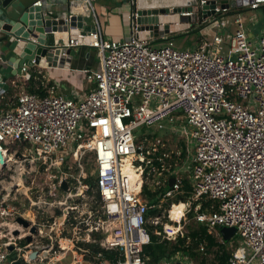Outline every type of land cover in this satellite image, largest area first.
<instances>
[{
    "label": "built area",
    "instance_id": "2783aa9c",
    "mask_svg": "<svg viewBox=\"0 0 264 264\" xmlns=\"http://www.w3.org/2000/svg\"><path fill=\"white\" fill-rule=\"evenodd\" d=\"M82 1L89 5L86 15L77 9ZM126 2L130 12L122 41L102 35L91 0H68L66 31L53 33L60 51L86 47L95 53V68L84 71L92 85L84 98L57 94L56 85L46 82L43 97L25 91L32 75L66 67L68 55L60 52L55 66L45 57L41 64H24L14 105L0 109V264H147V225L158 217L147 216L142 188L150 160L134 134L139 128L160 133L180 120L187 156L175 165L165 197L176 195L186 179L191 196L185 206L211 201L208 211L197 210L195 222L217 238L221 228L235 229L238 246L229 264H264V31L259 47L252 48L240 15L264 0H225L223 8L217 2L206 19L205 1L197 0L194 7L160 15L156 37L152 28L137 24V0ZM86 16L93 17L91 30L82 21L71 25L73 17ZM171 16L178 22L161 20ZM197 20L205 40L192 50L176 48L170 35ZM5 90L0 86V105ZM87 154L94 159V187L83 171L66 167L71 158L79 162ZM39 172L45 174L44 186L32 196L27 185ZM91 193L95 206L84 210L82 199ZM94 245L119 258L104 260L103 252L90 249ZM157 264L194 263L177 255Z\"/></svg>",
    "mask_w": 264,
    "mask_h": 264
},
{
    "label": "water",
    "instance_id": "95a60500",
    "mask_svg": "<svg viewBox=\"0 0 264 264\" xmlns=\"http://www.w3.org/2000/svg\"><path fill=\"white\" fill-rule=\"evenodd\" d=\"M154 0H138L136 6L137 24L139 26H148L154 30V36L158 35V22L159 16L171 11L180 10V8H190L197 4V0H180V3L174 2H156L153 6H143V3L151 2ZM205 1L201 6L203 13L202 18L206 19L211 14L216 3H220V7H226L225 0H202ZM93 4V0H91ZM234 7V2L230 3ZM54 3L50 2L49 5L24 7L22 0H0V86L7 89L5 83L6 79L10 76H18L21 73V68L24 64L31 65V61L35 60L37 64L44 61V57L48 62V66L56 65V61L60 52L68 56H73V49H62L55 45L53 33L56 31H66V24L63 21L70 10V4L66 0V8L64 11L58 12L53 8ZM174 9V10H169ZM209 9V10H208ZM258 9L262 10L264 14V5ZM12 11L13 17L8 16ZM74 21L83 22L85 31H89L93 26V17H73L71 25ZM63 26V27H62ZM168 30L165 27V33ZM63 58H60L62 61ZM69 60V58H68ZM0 164L4 165V159L0 151ZM174 178L169 180V187L174 184ZM62 189L66 190V183L62 184ZM10 191V189H9ZM17 222L24 228L28 227V222L17 218ZM35 228H31L30 232L33 233ZM222 240L228 241L235 235L234 228H221L219 230ZM16 234V233H15ZM27 242L31 241V237L25 238ZM11 251L12 248L10 247ZM35 256L33 253L29 258L32 260ZM12 264H20L14 262Z\"/></svg>",
    "mask_w": 264,
    "mask_h": 264
},
{
    "label": "trees",
    "instance_id": "16d2710c",
    "mask_svg": "<svg viewBox=\"0 0 264 264\" xmlns=\"http://www.w3.org/2000/svg\"><path fill=\"white\" fill-rule=\"evenodd\" d=\"M35 77V78H34ZM42 77L40 75H32V78L25 84L24 89L27 93L35 94L40 97L47 95L45 88L42 86ZM10 86L6 91L7 95H13L18 86ZM157 135L151 134L146 137H137L134 134V141L137 146L141 139L154 141ZM181 153L179 156L174 154L167 158L162 155L166 153L165 149L153 151V147H144L143 154L150 160L148 166L149 175L147 176L151 183H144L142 188V197L148 204V217H160L161 210L168 207L172 203L186 202L191 196V188L186 179L182 180L179 192L173 197H165L169 187V179L174 170L175 165H180L187 156V147L181 140ZM147 144V143H146ZM162 166L164 170H162ZM158 176V177H157ZM91 187H94L95 181L88 177L85 180ZM146 182V181H145ZM158 183V184H157ZM194 205V204H193ZM211 206V201H203L198 212H206ZM160 207V208H159ZM193 209L187 214V222L184 225V234L177 235L173 240L167 239L162 233L160 225L148 224L149 244L143 247V254L148 258L147 264H157V262L166 257H172L180 254L190 259L194 264H229L232 252L238 246V238L234 236L228 240H220L214 233H210L206 227L195 222ZM172 221L174 219L171 218ZM193 221V224H188ZM170 228V227H169ZM173 232V229L170 228ZM156 233H159L157 235ZM235 238V239H234ZM23 244V243H22ZM94 253L103 252L104 260L111 263L119 258V253L114 251H102L98 246L94 245L90 248Z\"/></svg>",
    "mask_w": 264,
    "mask_h": 264
},
{
    "label": "rangeland",
    "instance_id": "374dc122",
    "mask_svg": "<svg viewBox=\"0 0 264 264\" xmlns=\"http://www.w3.org/2000/svg\"><path fill=\"white\" fill-rule=\"evenodd\" d=\"M106 2V4L110 3V0H104ZM55 6V10H65L66 8V0H58ZM114 3V1L112 2V4ZM115 5H119V3H114ZM63 5V6H61ZM109 9V8H108ZM63 10V11H64ZM13 13L12 11H10L8 13V16L13 17ZM112 15L111 11H108L105 16H109ZM240 15L244 18L245 20V27H246V31H247V39L248 42L251 43L252 48H258L259 47V39L261 37V34L264 31V14L262 12V10L257 9V10H246L244 9L243 11L240 12ZM200 20L195 21L193 26L189 29L184 31L181 34H178V32L170 35L173 36L172 37V41L175 45L176 48L178 49H188V50H192L195 48V46H197L200 42V37H202L201 32H198V29L202 27V24H200ZM205 24V23H203ZM215 33V30L210 31L208 37L211 38L212 34ZM178 34V35H177ZM20 87H18L16 89V92H14V94H16V96L20 93ZM184 126L183 120L177 121V123L175 125H170V124H165L164 129L159 133L157 131H155L154 129H147V128H139L136 132L135 135L137 137H146V135H151V134H156L157 137L154 141L152 140H147V139H141V142L139 144L143 145L144 147H153L154 149L158 150L159 149H165L166 150V154L168 155V157L172 154L179 156L181 153V140L184 141V143L186 144L187 140L184 138H182L179 134V130L182 131V127ZM179 127V128H176ZM173 128V129H172ZM159 141V143H158ZM147 143V144H146ZM190 150H192L193 148V144L189 145ZM189 150V149H188ZM188 155L190 157H192V153H188ZM78 165L81 166V168H78ZM70 166L71 167V172H75V174H77L80 171H83L84 174L86 175V177H90L93 179L94 182V159L93 156L91 154H87L84 157H82V159L79 162H75L73 158H71L68 163L66 164V167ZM33 178H31L30 182L27 186L31 187V192H32V196L37 195V191L40 192L41 188H43L44 186V182H45V174L43 172H39L38 174H34V176H32ZM147 177V176H146ZM158 177V176H157ZM152 180H149L148 177L146 178V184L151 183ZM44 193L46 194V191H44ZM92 193L89 194V198L88 196H85L84 199H82V201L84 203H86V205L84 207H82V209L86 210L88 208H93L95 206V203L93 200H91ZM18 200L23 201L24 197H20ZM203 201H207V200H203ZM202 200L199 202H194L191 201L189 202V204L186 203L185 209L184 211H179L178 216L176 217V219L174 221L171 220V215L170 212L172 210V207L174 204L179 205L180 203H185V202H179V203H172L170 204L168 207H165L161 210V216L158 217V221H155L154 225H160L162 227V233L165 237H168L170 240H173L177 235L179 234H184V225L187 222V214L192 211L193 209V214H196L197 210H199L202 202ZM194 204V205H193ZM160 208V207H159ZM184 213V217L182 216V214ZM152 224V223H150ZM188 224H193V221H188ZM170 227L173 229V232L170 233L167 228ZM235 238H238L237 235L234 236ZM234 238V239H235ZM220 240H222L219 237ZM236 241H238L237 239H235ZM180 254H176L174 256H177Z\"/></svg>",
    "mask_w": 264,
    "mask_h": 264
},
{
    "label": "crops",
    "instance_id": "0c3cea01",
    "mask_svg": "<svg viewBox=\"0 0 264 264\" xmlns=\"http://www.w3.org/2000/svg\"><path fill=\"white\" fill-rule=\"evenodd\" d=\"M38 1H41L42 5H49V3L52 2L54 3L53 8L58 4V0H22V4L24 7H28L31 6L32 3L34 4ZM113 1L114 3H119V5L112 4ZM157 1L162 2L163 0ZM85 2L86 1L80 2L77 9L86 15L88 14L86 7H89V5H86ZM92 9V13L95 14L102 35L115 42L122 41L126 31L127 16L130 12L126 0H110L109 4H106L104 0H93ZM63 10L57 11L61 13ZM108 11H111L112 15L106 17L105 14ZM231 20L232 18L230 16L229 21L231 22ZM230 29L232 30V26ZM204 36H206V34ZM204 36L200 37L201 40L199 44L205 40L206 37ZM73 51L74 55L72 57L67 56L66 67H56L43 70L40 76L42 77L43 82H46L48 85H56L57 94L71 99H82L92 87V85L86 81L84 71L95 68L96 57L94 51L86 47L75 48ZM20 80V76L17 75L8 77L5 81L7 85L5 91H7L10 86H14L13 84L15 82H20ZM15 97L16 94L11 96L5 94L0 109H7L13 106L15 103Z\"/></svg>",
    "mask_w": 264,
    "mask_h": 264
},
{
    "label": "bare ground",
    "instance_id": "6f19581e",
    "mask_svg": "<svg viewBox=\"0 0 264 264\" xmlns=\"http://www.w3.org/2000/svg\"><path fill=\"white\" fill-rule=\"evenodd\" d=\"M156 2H157V0H154V2H153V1H151V2H147L146 4L143 3V4H144L143 6H148V7H149V6H153V5L156 4ZM163 2H164V3H167V2L180 3V0H163ZM163 2H162V3H163ZM161 20L164 21V22H169V21H170V22H175V23L178 22L177 17H172V16H171V17H162ZM175 28L179 29L180 27H179V25L177 24V25L175 26ZM184 208H185V205L182 204V203H180L179 205L174 204L173 207H172V210H171V212H170L171 218L175 220L176 217L178 216L179 211H184ZM167 230H168L170 233H172L169 227L167 228Z\"/></svg>",
    "mask_w": 264,
    "mask_h": 264
}]
</instances>
